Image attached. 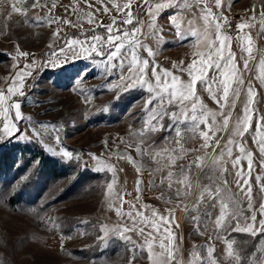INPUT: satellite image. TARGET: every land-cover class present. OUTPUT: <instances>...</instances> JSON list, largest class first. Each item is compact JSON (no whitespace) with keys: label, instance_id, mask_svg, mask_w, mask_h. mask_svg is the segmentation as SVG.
<instances>
[{"label":"rangeland","instance_id":"1","mask_svg":"<svg viewBox=\"0 0 264 264\" xmlns=\"http://www.w3.org/2000/svg\"><path fill=\"white\" fill-rule=\"evenodd\" d=\"M129 2L135 11L142 0H39L36 8L32 7L33 0L24 3L0 0V89L6 90L14 82L18 86L20 79L24 81V95L12 97V100L21 103L24 119L14 121L17 127L11 136L0 131V157H3L0 168V264H129L130 245L121 238L120 233L111 230L120 228L122 231L125 226L131 227L132 222L127 216L117 215V208L133 213L143 210L145 217H151L155 209L158 215L172 218L171 230L176 234L181 264H189L193 260V252H198L200 245L207 244L208 237L213 234L211 222L207 225V231L201 228L203 236L193 234L195 222L185 208V205L188 209L192 207V200L185 199L181 204L172 198L168 202L178 186L174 184L173 189L169 190L167 182L161 185L160 181L169 168L163 167L162 171L154 172L157 168L155 160L137 151L140 139L133 133L142 129L147 119L144 108L149 94L139 87H124L127 80H122L121 75L126 78L128 70H121L118 61L109 63L97 52L84 51V48L91 47L90 39L83 46L70 44L73 38L79 37L82 41L90 38L94 30L96 34L106 37L107 26L114 19H126ZM168 2L151 0L153 17L141 11L139 18L145 20L143 31L149 34L142 38V42L156 53L149 58L150 61L155 60L161 67L172 70L173 64L181 61L187 64L199 59L197 52L205 49L197 38L190 41L180 38V33L188 29L187 20L192 18L193 12L198 18L194 27L198 29L203 23L199 20L198 9H184L181 7L182 0H173L174 7H168ZM156 3L165 4V8L158 11ZM223 4L225 7L219 11L230 21V28L227 25L225 28L233 36L231 47L240 67L243 66L241 55L248 58L249 54L241 53L235 36L237 25L247 22L240 34L251 37L253 59L249 60L251 71L245 73V79L251 80L257 93L251 107L264 116V86L255 78L264 75L260 66V61L264 60V33L261 32L264 20L260 18L264 12V0H223ZM13 5L26 10V15L15 12ZM117 6L124 11H117ZM211 6L214 12L218 11L214 2ZM105 7L107 12L104 11ZM173 14L181 23L180 29L171 26L170 17ZM253 16L255 20L250 19ZM49 17L59 20L49 24ZM136 18L134 16V22ZM149 22L156 31H159L160 25H164L162 38L157 39L152 34L154 29L146 26ZM134 26L135 23L117 24L113 32L117 27L131 30ZM56 32L58 35H53ZM130 39L125 38L124 43L127 44ZM65 40L69 41V46H65ZM244 44L248 46L249 41L246 39ZM18 52L30 55L19 56ZM139 54L148 58L144 49H139ZM25 65L31 66V75L17 77V72L24 71ZM174 74L181 75L178 72ZM182 78L188 79L186 75ZM197 95L198 106L202 101L207 110L219 111L209 92L199 83ZM245 99L246 96L242 95L241 100ZM14 113L13 109V116ZM237 114L242 115V104L239 102L233 116ZM41 123L56 124L58 131L42 128ZM168 123L165 119V126ZM202 127L207 130L211 125L204 124ZM234 127L235 120H231L228 129L216 132L220 146L215 143V151L212 149L207 155L220 153L232 138L231 130ZM257 127L256 112H253L248 132L243 138L236 139L253 153L252 196L259 220L264 218L258 212L260 204L264 203V191H261L255 176H264V167L259 165V147L251 139ZM166 135H170L167 144L164 143ZM172 137L174 133L160 131L152 134L148 143L156 145L155 152L162 148H178ZM197 143L202 144L203 139H191L184 146L193 149ZM65 151L71 152L72 157L65 156ZM120 153L125 155L122 157ZM128 155L132 157L131 160L127 158ZM240 155L239 147H233L231 158ZM196 156H205V153L194 152L180 163L187 165ZM160 160L161 165L166 164L168 157H161ZM241 164L247 175L246 156ZM52 165L62 172L61 177H54L51 173ZM227 166L234 172L230 163ZM205 171L214 178L220 175L218 171L213 173L207 168ZM199 175L200 169L194 167L192 181ZM232 178L228 177L229 180ZM137 180L142 181L139 192ZM216 183L222 186V180ZM235 190L233 184L232 191ZM144 205L149 208L145 210ZM218 212L219 208L214 211V217ZM102 225H106L110 231L107 237L100 240L97 237L102 235ZM124 235L130 236L137 245L145 240V236L138 231ZM232 239L235 241L234 248L243 244L250 252L256 248L264 249V238L260 236L233 233ZM213 246L216 249L214 256L226 258L225 243L217 240ZM146 255L138 256L131 264H149ZM252 259L259 264L264 260V252L256 251Z\"/></svg>","mask_w":264,"mask_h":264},{"label":"snow or ice","instance_id":"2","mask_svg":"<svg viewBox=\"0 0 264 264\" xmlns=\"http://www.w3.org/2000/svg\"><path fill=\"white\" fill-rule=\"evenodd\" d=\"M19 2L24 3L26 0H19ZM213 2L218 11H213L211 6ZM38 4L39 0H33L32 7L36 8ZM167 6L174 7L176 5L173 0H169ZM181 7L198 9L199 20L203 23L199 25L198 29L194 27L198 18L193 12L192 18L187 20L189 27L185 32L180 33V38L189 41L192 38H197V42L205 51H198L197 57L199 59H193L191 63L185 64L181 61L179 64H173L172 70L161 67L155 60L150 61L149 58L154 57L156 53L142 42V38L149 34L143 31L145 20L139 18V15L143 11L148 17H153L151 0H142L135 11L131 9L129 2L125 11L126 19L121 21L114 19L112 24L107 26L106 37L96 34L94 30L90 38H84L83 41L79 37L73 38L70 44L83 46L90 39L91 47L84 48V51L97 52L104 56L109 63L114 60L118 61V67L121 70L125 68L128 70L126 78L123 74L121 75L122 80H127L124 87L127 89L139 87L149 94L144 108L147 119L144 121L142 129L133 133L140 139V144L136 146L137 151L142 156L147 155L155 160L157 168L154 169V172L162 171L163 167L169 168L167 175L162 177L160 183L163 185L167 182L169 190L173 189L174 184L178 186L175 187L173 197H170L168 202L172 198L177 199L181 204L185 199L192 200V207L188 209L185 205V208L190 219L195 222L194 235L203 236L204 231H207L208 223L211 222L213 225V234L208 237V243L200 245L198 252H193V260L189 261V264H257V261L252 258L256 256V251L264 252V249L256 248L250 252L243 247V244L234 248L235 241L232 239L233 233L264 238V218L257 219V210L254 209L253 205L251 182L254 171L253 153L246 150L236 139V137L243 138L244 134L248 132L252 125L253 112H256L258 127L251 139L253 144L259 147V165L264 167V131H262L264 130V123H260L264 121V116L259 115L258 110L251 107L257 93L251 80L246 81L245 79V73L251 71L249 60L253 59L251 37L248 34H240L247 22H241L237 25L238 32L235 36L241 53L247 52L249 54L248 58L241 55L240 60L243 61V66L240 67L236 53L232 51L231 47L233 36L225 28L226 25L230 28V21L219 11L225 7L223 0H182ZM227 7L230 10L231 6ZM155 8L159 11L165 8V4L156 3ZM13 10L26 15V10L16 8L14 5ZM104 11H108L107 7L104 8ZM117 11L124 10L117 6ZM134 16L137 17L135 22ZM260 18L264 20V12L260 14ZM170 19L171 26L180 29L181 23L178 22L175 14ZM250 19L255 20L256 17L253 16ZM58 20L59 18L53 20L52 17H49L48 23L51 24ZM64 23L70 22L64 21ZM134 23L136 26L131 30L117 27L115 33L113 32V27L117 24L133 25ZM146 26L154 29V25L150 22ZM163 30L164 25H160L159 31L154 29L152 34L160 39L163 37ZM261 32L264 33V28L261 29ZM53 35H58V32ZM128 37L131 39L125 44L124 39ZM246 39L249 41L248 46L244 44ZM64 43L65 46H69L68 40H65ZM139 49H144L148 58L141 57ZM18 55L27 57L30 54L18 52ZM260 66L264 70V60L260 61ZM30 68V65H25L24 71L17 72V77H22L25 74L31 75ZM174 72L181 75H176ZM184 75L187 76V80L182 78ZM255 78L264 86V75ZM198 83L209 92L211 98L218 105L219 111L207 110L202 101L199 102L198 106ZM214 85L216 86L215 89L213 88ZM23 88L24 81L20 79L18 86L14 82L6 90L0 89V118H2L0 131L9 136L17 127L14 121L24 119L21 103L12 100V97L16 95H24ZM242 95L246 96L245 100H241ZM238 102L242 104V115L237 114L234 117L233 113ZM13 109L15 110L14 116L12 114ZM218 117L220 118L219 123H217ZM28 119L31 120V117ZM165 119L169 121L167 126L164 124ZM231 120H235V127L231 130L232 138L221 148L218 155L205 154V156H196L187 165L180 163L184 157L196 151V149H187L184 146L191 139L202 138L201 149L210 147L213 139L219 147L220 139L216 137V132L228 129ZM204 124H210L211 127L206 130L202 127ZM40 127L58 131L57 125L53 123H41ZM160 131L174 133L172 138L175 139L178 148H162L159 152H155L156 145L148 143V141L151 140L152 134ZM56 138L59 140L58 135ZM169 141L170 135H166L164 143L167 144ZM237 146L242 155L231 158L233 147ZM64 155L69 158L72 157V153L68 151H65ZM91 155L95 156V154ZM119 155L123 157L125 154L120 153ZM164 156L168 157V162L161 165L160 158ZM245 156L248 166L247 175L241 164ZM226 157L231 159H225ZM127 158L132 159L130 155ZM229 163L234 172L230 171L227 166ZM194 167L200 169L201 175L192 181L191 176ZM206 168L213 173L218 171L220 175L214 178L205 171ZM229 176L233 177L232 180L228 179ZM217 180H222V186L217 185ZM255 181L260 185L261 191H264V183H261L264 181V176L256 175ZM141 183L142 181L137 180L138 192ZM233 184L235 191H232ZM111 187L112 185L109 184V188ZM148 208V205H144L145 210ZM217 208H219V212L214 217L213 213ZM115 211L119 216H127L132 222L131 227L125 226L122 231L120 228L111 230L114 233H120L121 238L130 245L128 248L129 264L138 256H143L144 253L147 254L146 258L149 264H181L176 234L171 230V225L174 222L172 218L158 215L155 209L152 210L151 217H145L143 210L133 213L123 212L117 208ZM258 212L261 217H264V203L260 204ZM81 223L87 224L88 221H81ZM176 226L178 227V225ZM201 228H204V231H201ZM145 229L148 231L145 232ZM109 231L106 225H102V235L97 238L103 240L108 236ZM130 231H138L140 235L145 236L143 244L137 245L130 236L124 235ZM217 240L226 244V258L214 256L216 249L213 245L214 241ZM259 264H264V260H261Z\"/></svg>","mask_w":264,"mask_h":264},{"label":"built area","instance_id":"3","mask_svg":"<svg viewBox=\"0 0 264 264\" xmlns=\"http://www.w3.org/2000/svg\"><path fill=\"white\" fill-rule=\"evenodd\" d=\"M215 145V142H212L210 147H208L207 149H201V143H197L195 144L193 149H196L195 153H205V154H209L210 151L213 149V146Z\"/></svg>","mask_w":264,"mask_h":264},{"label":"trees","instance_id":"4","mask_svg":"<svg viewBox=\"0 0 264 264\" xmlns=\"http://www.w3.org/2000/svg\"><path fill=\"white\" fill-rule=\"evenodd\" d=\"M0 59H2V56H0ZM2 158H3V157H0V168H1ZM50 162H52V161H50ZM50 162H49V163H50ZM49 163H47L48 166H49ZM50 171H51V173L54 175V177H61V176H60V175H61L60 173H62V172L57 168L56 165H52V166H50Z\"/></svg>","mask_w":264,"mask_h":264}]
</instances>
